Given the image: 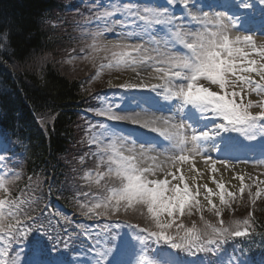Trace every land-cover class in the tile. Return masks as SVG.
<instances>
[{
    "label": "snow or ice",
    "instance_id": "snow-or-ice-1",
    "mask_svg": "<svg viewBox=\"0 0 264 264\" xmlns=\"http://www.w3.org/2000/svg\"><path fill=\"white\" fill-rule=\"evenodd\" d=\"M170 5L179 4L188 8L191 0H168ZM264 3V0H261ZM181 21L173 13L147 4L135 2L122 3L121 0H109L103 10L97 9L92 21L78 25L90 41L85 59L95 61L96 54L103 52L100 68L117 72L131 70L135 73L134 82H124L110 87L132 90L141 88L160 92L166 100L180 99L185 105H193L203 112L215 113L222 119L217 128L197 134V130L173 116L145 118L135 115H122L114 109L118 105H106L99 109H90L94 115L104 117L105 121L134 123L153 131L171 145L169 154L161 158L155 147H141L127 137L111 132L106 123H89L87 128L88 145L92 156L97 160V184L105 177L114 178L118 184L108 189V195L89 205H81L82 215L89 219L109 217L129 210L151 221L153 227L135 225L146 233V239L155 238L165 241L173 249L197 253H215L230 238L249 236L251 232L249 218L242 223L235 221V227L210 224L204 219L205 205L199 197L203 195L208 211L215 210L219 218L223 207H231L237 193L227 191L225 184L216 179L220 171L217 165L234 174L239 182V195L247 191L249 201L256 204L257 198L264 195V172L253 175L237 170V165L211 159L206 155L205 141L220 132H237L250 140H255L257 129L264 135V99L253 100L250 97H264V42L250 35H238L236 25L230 15L223 11L215 13L193 14ZM157 25L169 30L167 36L155 34ZM108 33L115 35L109 40ZM149 45L146 47L145 45ZM161 44L163 47H161ZM182 46L183 52L177 47ZM144 68L154 75L142 72ZM98 75V74H97ZM183 81L181 86L178 82ZM259 109L253 112L252 109ZM43 120V118H42ZM197 158L206 165L205 171L212 174L211 182L219 190L215 195L221 207L213 202V189L207 183L199 184L204 172L195 167ZM3 156L0 155V160ZM83 162V157H80ZM243 163V162H241ZM185 165L187 169L185 170ZM264 169V160L257 164ZM99 169H103L100 171ZM89 177L92 172L87 174ZM163 178H160V176ZM6 181L0 178V190L7 191ZM22 200L0 199V264H22V254L18 250L28 239L30 233L42 232L49 236L43 221L32 220L22 223ZM193 210L200 213L204 222L202 231L195 224L186 227L178 222L179 217L191 215ZM27 218V217H26ZM119 223L97 225L99 231L89 226L82 235L94 238L97 248L100 238ZM81 228L84 226L81 225ZM68 240L71 235L65 233ZM115 238V237H114ZM68 240L57 235L53 241L67 247ZM17 245L15 255L9 258L12 243ZM105 248L99 255L112 252ZM103 264V262H102Z\"/></svg>",
    "mask_w": 264,
    "mask_h": 264
},
{
    "label": "trees",
    "instance_id": "trees-1",
    "mask_svg": "<svg viewBox=\"0 0 264 264\" xmlns=\"http://www.w3.org/2000/svg\"><path fill=\"white\" fill-rule=\"evenodd\" d=\"M65 12L62 0H0V130L26 159L27 174L13 182L12 192L24 191L33 180L37 185L50 182L55 193L60 190L61 203H70L78 218L90 195L105 197L116 184L107 179L97 184L82 167L87 119L81 113L92 107L102 85L88 80L91 66L68 63L73 25L70 19L59 20ZM94 167L95 162L87 164V169ZM232 213L231 224L252 213L251 238L257 250L264 249V204L251 209L247 203ZM109 219L146 221L131 209ZM60 233L63 236L61 227Z\"/></svg>",
    "mask_w": 264,
    "mask_h": 264
},
{
    "label": "rangeland",
    "instance_id": "rangeland-1",
    "mask_svg": "<svg viewBox=\"0 0 264 264\" xmlns=\"http://www.w3.org/2000/svg\"><path fill=\"white\" fill-rule=\"evenodd\" d=\"M200 1L201 0H191V4L188 7V12L191 11L193 14H204V13H207L201 7ZM202 1H204V0H202ZM211 1H213V0H211ZM258 1H259V5H261V9H258V12L261 14V13L264 12V3H262L261 0H258ZM105 4L106 3L105 2H102V1L95 2L94 3V8L95 9L103 10ZM181 21L185 22L184 20H181ZM155 34L156 35H159V36H163L160 32L157 31L156 28H155ZM112 35H114V34L113 33H108L107 34V37H108L109 40H115V35L113 37H112ZM145 46L148 47L149 45L146 44ZM161 47H163L162 44H161ZM103 56H104V53L103 52H98L96 54V59H98V61H99L100 59H102ZM84 61L85 60H83V62ZM68 63H73V62H68ZM79 65H81V64L79 63ZM69 67H72V66H69ZM64 71H66V69H64ZM98 71H99V76H100L99 77V80H98L99 83L100 84L107 85V87L108 86L110 87L109 82H111L112 85H119V84H122L124 82H134V79H132L131 76H135V73L132 72L131 70H125V71L117 72V71H115L113 69H108V68L101 69L100 68ZM141 71L142 72H146L148 75H154V73H151L149 70H146L144 68H142ZM178 84H180L181 86H183L185 84V82L180 81V82H178ZM124 91H127V90H125L123 88L110 87L108 94H112V97H115V96L119 97V94L121 92H124ZM108 96L109 95L104 96V98L102 100V103H103L104 106L110 104L107 101ZM250 98L253 99L254 101L257 100V99H264V97H256L254 94ZM174 99L175 98H173L171 100H167L169 104H173V107L174 108L172 110L166 112V113H163V112H156L155 113V112H151V111L139 109V110H136L135 111L134 115L137 114V113H140V115L143 116V117H145V118H154V117H163V116H173V117H175V119L177 121L183 122V120H182V112H181V100L180 99H177V101H174ZM124 104L125 103L122 101L119 104H110V105H118V107L114 109L117 112V111H119V110L122 109V106ZM252 111L253 112H258L259 109H255L254 108V109H252ZM207 113L210 116H214V114H215V113H209V112H207ZM115 134H117V133H115ZM255 134L257 135V138L255 140H250V139L245 138L244 135L236 132V136H235V139L234 140L239 141V142H243L246 145H247V143H253V142H255V144H263L264 145V135H260L259 134V129H257V132ZM117 135H119V134H117ZM141 147H143V146H141ZM148 147H153V146H148ZM170 149H171V147H170ZM169 150L162 148L160 150H157L156 149V152L157 153H162L161 158H163L164 156H166V155L169 154ZM206 155L208 157H210L211 159H215L217 161H221V162H225L226 163V161H224V158L223 157H220V158H217L216 159V158H214L212 156V154L208 150L206 152ZM257 164H246L244 166H245V168L247 170H250V173L251 174H255L256 175V174H259L260 172H264V169L258 167ZM184 167L187 168V165H185ZM195 167L196 168H199L202 172H204L205 171V168H206V165L203 163V161H201V160H199L197 158L196 163H195ZM224 171L225 172H229L227 169H225ZM206 172H208V174H206L207 177H210L212 175L210 173V171H206ZM229 173H232V172H229ZM160 178H163V176L161 175ZM217 180H220V179H217ZM220 181L223 182L222 180H220ZM234 182L231 185H227V184H225V182H223L225 184L226 192L227 191H231V192L237 193V197H236L235 200L232 201V203L233 202H236L237 200H240V201L242 200L241 199L242 196L239 195V191H238L239 182L236 181L235 179H234ZM200 184L202 185L204 183L203 182H200ZM230 186L233 188V190H231ZM262 196L264 197V195H262ZM201 203H203V202L201 201ZM216 205H217V207H220L221 206L219 204V199H218V203ZM208 207H210V206L209 205H205L204 209H206ZM117 228L121 231L120 236L122 238L120 240L125 239V242H123V245L120 246L121 247V250L120 251L123 253L124 251H126L128 249L130 250V247H131L130 246L131 245V238H132V230H127L123 226H118Z\"/></svg>",
    "mask_w": 264,
    "mask_h": 264
},
{
    "label": "bare ground",
    "instance_id": "bare-ground-1",
    "mask_svg": "<svg viewBox=\"0 0 264 264\" xmlns=\"http://www.w3.org/2000/svg\"><path fill=\"white\" fill-rule=\"evenodd\" d=\"M134 77L135 76H131L132 79H134ZM134 89H136V88H134ZM137 90H140V89H137ZM130 91H132V93H134V90H130ZM149 91L151 93H146L145 92L147 96H150V97H154L155 96L159 100L162 99V97H163L162 93L154 92V91H151V90H149ZM151 99H153V98H151ZM128 101H129L130 105L133 104V103H131V102H133V100L128 99ZM203 116H206V115H203ZM203 116H201V117H203ZM197 118H200V117H197ZM197 118L193 117V122H198L199 123V125L197 124L196 127L209 125V127H211V128L208 127L209 129L206 130V131H209V132H211L212 129L217 128V126L222 121V119L216 117V115L213 118H210V117H203V118H200V119H197ZM203 132H204V130L202 131V133ZM155 134L156 135H153V137L164 139L160 135H158L157 133H155ZM229 136H230V133L221 134V132H220L219 134H213L212 135V139L208 140L206 145H208L210 148H211V145H212V152H214V154H215V155L213 154V156H217L219 154H221L223 156H227L226 153L228 151H233V155L235 154V157H233V159H235V160L239 159L240 160L242 158V155H243V150L241 148H238V147L235 148L234 145L232 146V144L227 141V139H229ZM220 144H222V146ZM236 165H237V170L250 173V171L247 170L244 165H239V166H238V164H236ZM222 167H223L222 165L218 164V169H220V171H218L215 174L216 179L219 178L220 180L225 182V184L231 185L234 182V178H233L234 174L233 173H229V172H225L224 171L225 169L222 168ZM197 169H199V168H197ZM206 174H208V172L204 171V175L198 180V183L199 184H200V182L207 183L208 186L213 189V192H214L213 202L215 204H217L219 198H218L217 195H215V193L218 192L219 190L216 188V185L211 182V176L207 177ZM253 175H255V174H253ZM230 188H231V190H233V188L231 186H230ZM201 200L204 202L205 205H207L206 201L203 200V195L201 197Z\"/></svg>",
    "mask_w": 264,
    "mask_h": 264
},
{
    "label": "clouds",
    "instance_id": "clouds-1",
    "mask_svg": "<svg viewBox=\"0 0 264 264\" xmlns=\"http://www.w3.org/2000/svg\"><path fill=\"white\" fill-rule=\"evenodd\" d=\"M9 32L8 29H5V33L7 34ZM6 43H9L7 40H6ZM4 46L3 45H0V50H3Z\"/></svg>",
    "mask_w": 264,
    "mask_h": 264
}]
</instances>
